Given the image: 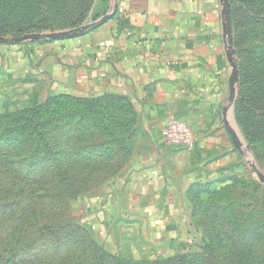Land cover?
<instances>
[{
    "label": "rangeland",
    "instance_id": "obj_1",
    "mask_svg": "<svg viewBox=\"0 0 264 264\" xmlns=\"http://www.w3.org/2000/svg\"><path fill=\"white\" fill-rule=\"evenodd\" d=\"M227 1L234 102L193 116L200 129L171 114L194 133L182 148L126 99L54 93L30 49L41 40H20L92 25L118 0H0V40L14 39L0 42V264H264V103L235 113L264 81V0Z\"/></svg>",
    "mask_w": 264,
    "mask_h": 264
},
{
    "label": "crops",
    "instance_id": "obj_2",
    "mask_svg": "<svg viewBox=\"0 0 264 264\" xmlns=\"http://www.w3.org/2000/svg\"><path fill=\"white\" fill-rule=\"evenodd\" d=\"M227 37L223 0H118L100 25L41 40L30 49L42 60L40 70L52 80L54 93L120 96L133 104L148 128L161 131L173 114L200 129L193 116L205 119L212 112L218 117L227 107L232 74ZM2 48L12 49L13 56L16 52ZM209 126L226 128L219 120ZM223 139L207 142L221 145ZM202 142L207 143L204 138L196 145L203 147ZM160 172H149L152 185L164 183Z\"/></svg>",
    "mask_w": 264,
    "mask_h": 264
},
{
    "label": "water",
    "instance_id": "obj_3",
    "mask_svg": "<svg viewBox=\"0 0 264 264\" xmlns=\"http://www.w3.org/2000/svg\"><path fill=\"white\" fill-rule=\"evenodd\" d=\"M224 1V13L227 16V29H228V1L227 0H223ZM116 6V4H115ZM115 8V7H114ZM110 16V14H108L107 16L103 17L102 19H100L98 22L93 23L92 25L89 26H85L82 27L80 29H77L73 32L70 33H64V34H55V35H48V36H39V35H32V36H23L20 38V40L22 41H27V40H32V41H36V40H43V39H61V38H65V37H70V36H74V35H78L81 33H84L98 25H100L101 23H103L108 17ZM14 39H10V40H0L1 43H5V42H13ZM227 51H226V56L227 59L232 67V69L235 71V63H234V53L232 51V39L229 36L228 33V37H227ZM235 87H236V83H235V73L233 72L231 74V77L229 79V102L231 104H233L234 102V98H235ZM226 111V109H224ZM236 145H238V142L234 139ZM262 180L264 181V177H262Z\"/></svg>",
    "mask_w": 264,
    "mask_h": 264
},
{
    "label": "trees",
    "instance_id": "obj_4",
    "mask_svg": "<svg viewBox=\"0 0 264 264\" xmlns=\"http://www.w3.org/2000/svg\"><path fill=\"white\" fill-rule=\"evenodd\" d=\"M229 4L231 5V1L233 0H229ZM11 10L8 9V8H5V12L7 14H10L11 15ZM239 9L238 7H234V8H230L229 9V20H230V25H231V29H233L235 27V24L237 23L236 21V17L238 16V12ZM3 12V11H0V21H5L7 20L8 21V15ZM23 14V13H22ZM21 14V16H22ZM13 15V14H12ZM262 19H259L258 22H261ZM263 52L259 53L257 56V60L258 62L260 63H263V66L264 67V50H262ZM259 76V79L258 82H256L255 84V87L253 88V90L247 95V97H240L238 98L237 100V104L235 106V113H237L238 111L241 112V106H240V103L242 104L244 101L245 102H263L264 103V81L261 80L260 78V75L258 74ZM104 95H108V94H104ZM68 96V95H66ZM110 96H114V95H110ZM114 97H117L121 100H124L125 98L123 97H120V96H114ZM244 108V107H242ZM248 111V110H246ZM237 116V114H236ZM252 118H255V117H264V112L263 113H257V112H252ZM257 122V121H256ZM258 123V122H257Z\"/></svg>",
    "mask_w": 264,
    "mask_h": 264
},
{
    "label": "built area",
    "instance_id": "obj_5",
    "mask_svg": "<svg viewBox=\"0 0 264 264\" xmlns=\"http://www.w3.org/2000/svg\"><path fill=\"white\" fill-rule=\"evenodd\" d=\"M161 135L167 143L182 148H191L195 144L194 133L190 127L183 121L173 117H169L165 121L161 129Z\"/></svg>",
    "mask_w": 264,
    "mask_h": 264
}]
</instances>
